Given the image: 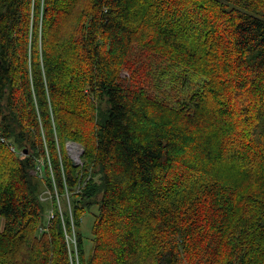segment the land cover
Listing matches in <instances>:
<instances>
[{"label": "trees", "instance_id": "16d2710c", "mask_svg": "<svg viewBox=\"0 0 264 264\" xmlns=\"http://www.w3.org/2000/svg\"><path fill=\"white\" fill-rule=\"evenodd\" d=\"M40 1L0 0V264H264V0Z\"/></svg>", "mask_w": 264, "mask_h": 264}, {"label": "rangeland", "instance_id": "374dc122", "mask_svg": "<svg viewBox=\"0 0 264 264\" xmlns=\"http://www.w3.org/2000/svg\"><path fill=\"white\" fill-rule=\"evenodd\" d=\"M34 2H35V0H32V6H33ZM43 5H44V0H41L40 1V7H39V16H38L40 25H41V21L43 18ZM31 18H32V15H31ZM122 75H127V72L125 70H123ZM68 142H70V141H68ZM68 142H66V143H68ZM73 150L74 149H72V152L76 151V150H74V151ZM70 158H72V154L70 155ZM80 165H82V161H81ZM96 213H97V207H96V205H93L89 209H86L84 211V213L82 214V217H81V223H80L79 231L81 233L83 242L85 243L86 249H88L92 245L91 229H92V224H93V221L95 219Z\"/></svg>", "mask_w": 264, "mask_h": 264}, {"label": "built area", "instance_id": "2783aa9c", "mask_svg": "<svg viewBox=\"0 0 264 264\" xmlns=\"http://www.w3.org/2000/svg\"><path fill=\"white\" fill-rule=\"evenodd\" d=\"M73 149L74 150H76V151H74V152H77L76 154V157H74V156H72L75 160H76V163H77V165H80V163H81V160L78 158V156H81V150H80V148L79 147H76V146H74L73 147ZM72 150V149H71ZM49 163V162H48ZM42 164V163H41ZM35 174H38L39 176H42L43 175V171H42V166L41 165H38L37 166V168H36V170H35ZM51 177H52V174H51ZM54 196L56 197V199H58L59 200V196H58V193H57V191H56V188L54 187ZM65 196H66V198H67V201H69V197H68V192L66 191V193H65ZM58 208H59V213H60V215H61V218L63 217L62 216V212H61V207H60V205H58ZM53 218V212L52 211H49L48 213H47V215H46V219H47V221H46V224L45 225H42L41 227H40V230H42V229H44L45 228V226H47L48 225V223H49V221H50V219H52ZM65 237H66V242H67V247H68V250H69V253H70V257H71V263L72 264H78V260H77V253L75 252V253H73L72 252V248H74L75 247V250H76V236H75V234H74V231H72L71 232V234H68L66 231H65ZM75 261V262H74Z\"/></svg>", "mask_w": 264, "mask_h": 264}, {"label": "water", "instance_id": "95a60500", "mask_svg": "<svg viewBox=\"0 0 264 264\" xmlns=\"http://www.w3.org/2000/svg\"><path fill=\"white\" fill-rule=\"evenodd\" d=\"M74 146L79 147L80 150H81V153L83 152V148H82V146H81L80 144H78V143H76V142H72V141H70V142L66 143V149H67V152H68L69 156L71 155V149H72ZM78 158L80 159V156H78ZM71 159H72V161H73V164L76 165V164H77V163H76V160H75L73 157H72Z\"/></svg>", "mask_w": 264, "mask_h": 264}, {"label": "bare ground", "instance_id": "6f19581e", "mask_svg": "<svg viewBox=\"0 0 264 264\" xmlns=\"http://www.w3.org/2000/svg\"><path fill=\"white\" fill-rule=\"evenodd\" d=\"M73 149V148H72ZM77 152H72V150H71V154H72V156H74V157H76V154Z\"/></svg>", "mask_w": 264, "mask_h": 264}]
</instances>
